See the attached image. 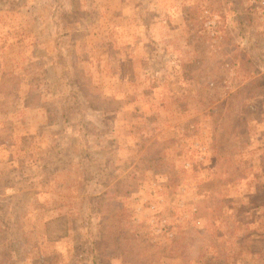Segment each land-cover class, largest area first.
Listing matches in <instances>:
<instances>
[{
    "label": "rangeland",
    "instance_id": "374dc122",
    "mask_svg": "<svg viewBox=\"0 0 264 264\" xmlns=\"http://www.w3.org/2000/svg\"><path fill=\"white\" fill-rule=\"evenodd\" d=\"M0 264H264V0H0Z\"/></svg>",
    "mask_w": 264,
    "mask_h": 264
}]
</instances>
